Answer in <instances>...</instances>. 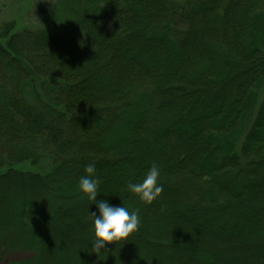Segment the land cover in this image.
Instances as JSON below:
<instances>
[{
  "label": "trees",
  "instance_id": "obj_1",
  "mask_svg": "<svg viewBox=\"0 0 264 264\" xmlns=\"http://www.w3.org/2000/svg\"><path fill=\"white\" fill-rule=\"evenodd\" d=\"M55 11L48 27H0V256L264 264V0ZM152 162L163 191L148 204L126 185ZM89 163L97 200L140 216L99 251L77 190Z\"/></svg>",
  "mask_w": 264,
  "mask_h": 264
},
{
  "label": "clouds",
  "instance_id": "obj_2",
  "mask_svg": "<svg viewBox=\"0 0 264 264\" xmlns=\"http://www.w3.org/2000/svg\"><path fill=\"white\" fill-rule=\"evenodd\" d=\"M94 163H89L84 168V174L77 182V190L82 197H86L96 205L95 212H89L91 220L92 248L102 250L106 245L127 239L135 232L140 224L139 209L129 210L128 207L113 206L106 200H97L99 179L95 175ZM160 168L156 162L143 174L137 182H129L126 189L144 203H152L163 191V186L158 183ZM92 203V204H93Z\"/></svg>",
  "mask_w": 264,
  "mask_h": 264
},
{
  "label": "rangeland",
  "instance_id": "obj_3",
  "mask_svg": "<svg viewBox=\"0 0 264 264\" xmlns=\"http://www.w3.org/2000/svg\"><path fill=\"white\" fill-rule=\"evenodd\" d=\"M64 1L0 0V27L10 22L15 25L16 31L48 27L49 20L54 16V11ZM80 5L83 4L80 3ZM20 168L24 169V167ZM25 169L29 170L30 168L25 167ZM28 258L30 255L9 254L4 257L0 256V264H10Z\"/></svg>",
  "mask_w": 264,
  "mask_h": 264
}]
</instances>
